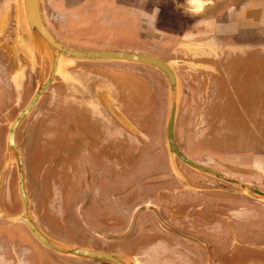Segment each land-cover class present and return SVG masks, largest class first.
<instances>
[{"label":"flooded vegetation","instance_id":"af4514ba","mask_svg":"<svg viewBox=\"0 0 264 264\" xmlns=\"http://www.w3.org/2000/svg\"><path fill=\"white\" fill-rule=\"evenodd\" d=\"M88 1L42 0L43 18L52 34L63 42L56 33L75 38V33L87 27L95 33L90 45L63 43L90 51L136 52L116 47L124 45L120 39L102 41L101 27L125 31L127 26L103 24L106 0H92L94 5ZM5 24H0L1 33L6 31ZM138 42L144 45L146 38ZM246 43L254 48L260 45L259 41ZM179 45L175 40L165 50L175 51ZM10 47L11 43L0 47V78L5 88L8 82L14 86L15 80ZM201 58H175L200 65L178 69L185 99L175 130L177 146L192 162L264 192V120L259 119L256 100L249 109L258 122L250 129L253 135L235 133L257 143L255 147L228 154L210 149L215 127L221 128V134L230 128L220 114L224 99L217 86L231 79L226 69L231 64L248 63L242 57ZM99 71L100 66L79 64L73 70L74 82L58 81V87H50L43 97L44 103L49 100V109L43 105L42 137H35L34 132L40 121L30 127L32 141L43 143L41 152L35 154L47 162L41 186L46 198L40 201L44 222L35 220L38 227L49 238L69 246L121 257V264H255L249 256L264 252V243L256 249L240 240L255 235L246 227L256 223V218L264 220V203L179 159L176 165L181 178L176 176L165 145L166 123L154 119L158 105L153 90L131 74L115 76L102 71L108 75L104 79ZM239 81L248 86L245 77ZM33 244L24 251L27 264H113L70 258Z\"/></svg>","mask_w":264,"mask_h":264},{"label":"rangeland","instance_id":"374dc122","mask_svg":"<svg viewBox=\"0 0 264 264\" xmlns=\"http://www.w3.org/2000/svg\"><path fill=\"white\" fill-rule=\"evenodd\" d=\"M260 2L261 0H106L104 2L106 16L104 23H102L124 24L127 27L125 31L101 27L98 29V33L100 36H104L102 41L106 44L120 39L122 41L120 43L123 44L124 42V45H117L118 48L136 51L134 53H142L165 61H177L175 58L183 57L201 58L206 56V61L215 57H242L248 64H231L226 68L231 83L229 80H223L222 85L220 84L221 87L217 86L220 88L221 97L224 99L221 103L220 114L228 120L230 128H225L221 134V128L216 126L214 132L217 134L214 136L213 144L210 145V149L216 153H240L252 149L257 144L253 141L249 142L245 135L235 134L242 132L253 135L250 129L253 128L254 130L256 127L253 125L258 124L256 118L249 113L253 102L257 101L255 103L256 109L261 111L258 115L259 119L264 120V11H260L264 9V5H261ZM88 4L94 5V2L89 0ZM156 8H159L160 11L155 30H153L149 28L147 23L141 22V17L145 15V12L151 14ZM91 30L87 27L82 28L78 33H75V38L62 33L56 34L66 44L87 46L91 44L95 34L94 30ZM12 31L15 38V25H13ZM145 38L146 43L144 45L138 42ZM175 40L180 44L178 49L175 51L172 49L165 50L172 46ZM58 41L76 50H92L88 47H86L87 49L85 47V49L70 47L60 40ZM237 41H241L242 45ZM245 41H259L260 45L258 48L250 47L247 44H251H245ZM245 58L251 60L247 61ZM253 60L256 63L252 64ZM178 61L190 62L183 59ZM31 63L25 65L21 72L16 65V56L13 52L11 65L15 77L14 86L8 82L9 84L5 88L0 78V264H27L28 259L24 251L31 247V242L34 243V247L38 244V240L21 221L16 222L5 218V216H21L24 210L18 186V165L16 158H11L7 147L10 127L30 103L40 85L49 79L52 70L49 54L43 53L39 45L35 48V59ZM83 63L89 62H77L69 67L64 65L61 70L62 75H57L50 87H58V81L65 84L74 82L73 70ZM89 64L100 66L105 74L107 72H114L115 76L120 73L131 74L142 81L147 88L153 90L156 98L158 106L154 111L156 116L154 119L164 121L167 124L170 89L168 80L162 72L151 67L121 63ZM111 68L114 69L110 70ZM102 71L98 72L103 75L100 78H107L108 75ZM244 77L249 81L248 86H242L238 83L240 82L239 79ZM182 83L184 86L183 80ZM184 96L185 92L182 102L185 99ZM44 104H47L46 108L49 109V100L47 99V103H44L42 98L19 127L16 139L26 165L27 191L32 203V210L29 205L30 215L34 222L36 220L39 223L44 222L40 201L46 198L41 186L43 171L46 167L44 164L47 162L40 161L39 156L35 154L41 152L43 143L32 141L30 127L34 122L40 121L36 124L37 130L35 128L34 132H36L35 137H42L43 133L39 130L42 125ZM219 141L222 142L220 146L218 145ZM261 168L264 170V167ZM55 181H58V176L55 177ZM48 210L51 211L52 209ZM53 213L51 211L49 214ZM80 226L78 230L81 231L83 227ZM85 228L87 229V227ZM86 229L84 231L87 232ZM39 246L41 249L45 248L42 244ZM34 250H39V248L36 247Z\"/></svg>","mask_w":264,"mask_h":264},{"label":"water","instance_id":"95a60500","mask_svg":"<svg viewBox=\"0 0 264 264\" xmlns=\"http://www.w3.org/2000/svg\"><path fill=\"white\" fill-rule=\"evenodd\" d=\"M42 0H17V17L15 27V38L13 39L12 51L16 56V65L22 72L25 65L32 64L35 59V48L39 45L42 52H47L51 59V74L46 82H43L27 107L19 114L17 119L10 127L7 147L12 157L16 158L19 173V192L24 207L23 214L18 217L5 216L11 221H21L32 232L34 237L47 249L56 254L90 261L121 264L119 258L113 254L98 253L91 250H84L57 242L45 235L36 225L30 215L29 201L25 189L24 164L21 153L16 143V134L24 122L44 97L48 88L54 82L57 75H62L61 70L73 66L77 62L89 63H121L130 65H139L154 68L162 72L168 80L170 89L169 110L166 124V148L170 157L173 172L181 178L178 171L176 160L197 172H204L207 175L232 184L244 191V193L253 199L264 203V192L258 191L252 187L243 185L213 170L200 166L186 158L179 150L175 130L181 108V102L184 94V86L178 74L177 69L182 66L198 67L191 62L184 61H165L156 57L148 56L142 53L124 52V51H85L69 48L60 43L47 27L41 11ZM187 188H184L186 190Z\"/></svg>","mask_w":264,"mask_h":264},{"label":"crops","instance_id":"0c3cea01","mask_svg":"<svg viewBox=\"0 0 264 264\" xmlns=\"http://www.w3.org/2000/svg\"><path fill=\"white\" fill-rule=\"evenodd\" d=\"M9 8H10V12H9ZM16 11H17V0H0V24L6 23L5 24L6 31H3L2 33L0 32V47L5 45V43L6 44L11 43V45L13 46L14 37H13L12 30H13V25H15L16 27V17H17ZM7 25H9L10 28L7 29ZM12 50L13 49L11 48V51ZM10 57L11 56H9V58ZM0 58L2 60V57ZM2 61L0 62L1 68L3 67ZM191 63L200 67V65L197 63H194V62H191ZM190 68H197V67H190ZM4 87L2 86V90L4 89ZM255 222L256 223L252 224L250 227H246L247 229L249 228V231L255 232V235L252 236L251 238L243 237L241 238L240 241H242V243L245 242L247 244L252 245L251 248L260 249L261 245L264 243V220L260 218H256ZM249 257H251V259L256 260L254 262L255 264H264V252L257 251V252L250 254Z\"/></svg>","mask_w":264,"mask_h":264},{"label":"clouds","instance_id":"9594fccd","mask_svg":"<svg viewBox=\"0 0 264 264\" xmlns=\"http://www.w3.org/2000/svg\"><path fill=\"white\" fill-rule=\"evenodd\" d=\"M159 11H160V9L156 8L153 10V12L151 14L145 12V15H143L141 17V22L143 21V22L147 23L149 28L155 30V24L157 21Z\"/></svg>","mask_w":264,"mask_h":264}]
</instances>
